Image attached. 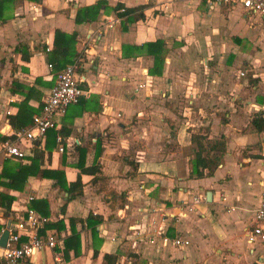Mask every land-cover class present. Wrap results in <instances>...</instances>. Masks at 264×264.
<instances>
[{
  "label": "crops",
  "instance_id": "1",
  "mask_svg": "<svg viewBox=\"0 0 264 264\" xmlns=\"http://www.w3.org/2000/svg\"><path fill=\"white\" fill-rule=\"evenodd\" d=\"M95 1L17 0L12 16L0 22V135L12 137L17 103L25 97L12 91L13 82L34 87L28 105L38 108L55 78L47 51L54 30H76L86 108L78 113L72 104L58 116V128L70 129L64 135L69 142L60 152L56 141L42 167L62 169L67 181L74 180L78 149H86L85 166L98 150L99 170L81 173L82 192L72 198L49 177L30 175L22 190L0 184V193L14 196L12 212L0 204L3 221L14 216L27 193L35 195L33 200L47 199L46 227L63 237L71 233L69 217L101 216L96 255L91 228L76 221V253L70 248L65 256L63 247L45 248L27 264H264V252L256 251L258 246L264 250V243L251 245L245 238L264 189V130L250 124L252 114L264 110L258 101L264 96V50L246 46L248 40L264 41V22L248 17L240 4L210 8L205 0H105L109 7L117 1L143 5L144 17L123 29L121 16L107 8L96 19L77 23L76 8ZM108 22L112 25H103ZM98 29L101 38L88 37ZM156 39L166 48L159 73L150 72L151 54L122 53V44ZM221 53L231 57L223 68L211 60ZM249 73L258 79L249 81ZM198 139L211 154L217 139L224 142L220 163L202 177L190 174ZM20 146L31 155L30 143ZM249 192L254 198L246 207ZM246 210L253 213L247 224ZM58 219L62 222L56 224ZM164 235L189 243L176 246ZM240 235L254 256L243 255ZM104 253L112 255L109 261Z\"/></svg>",
  "mask_w": 264,
  "mask_h": 264
},
{
  "label": "trees",
  "instance_id": "2",
  "mask_svg": "<svg viewBox=\"0 0 264 264\" xmlns=\"http://www.w3.org/2000/svg\"><path fill=\"white\" fill-rule=\"evenodd\" d=\"M17 0H0V22H4L7 18L12 16V11L14 4ZM39 1V0H33ZM121 7H124V10H120ZM113 8L118 16H121L122 28L126 29L128 22H133L139 18H143L144 14L142 11L143 5L138 6H127L121 1H117L112 7L106 3L105 0H96L94 3L82 5L76 8L74 19L77 23L92 21L97 18L101 9ZM76 36L77 31L73 30L72 32L63 31L60 28H55L54 38H53V47L47 50L48 60L51 63V67L54 70L62 68L67 63L72 62L80 52L76 49ZM18 48V47H17ZM165 43L161 39H156L154 41H146L141 44H122V53L124 56L132 55L135 52H146L151 54L154 58L153 67L150 69L151 73H159L162 67L163 53L165 52ZM21 56L23 59L27 60L29 58V52L26 50L25 44H22L19 47ZM249 81H255L258 78H254L251 73H249ZM14 87L12 91H18L25 94V97L22 101L18 102V110L15 116V121L13 125L17 128L26 125L31 120L32 114L42 105V101L39 104L38 108H33L28 105V98L30 96L29 92L34 89L33 86L21 83L18 81L13 82ZM86 99L83 95L80 97L79 101L75 105L78 113H81L85 108ZM258 101L264 104V96L258 98ZM70 107V105L68 106ZM250 124L252 128L256 131L264 130V110H258L254 112L250 119ZM70 129L61 125V127L55 129L50 128L47 130L45 138L42 142L43 147H40V141L32 143V153L25 155L22 159L10 161L6 159L1 170H0V184L5 185L17 190H22L25 186L28 176L36 175L40 177H49L53 178V185H58L61 189L68 192V198H72L77 194L82 192L83 182L81 179V173H92L95 174L99 170V165L97 161L98 150L96 151L94 160L90 165H84V155L86 152L85 148H79V158L77 166L79 171L74 180L67 181L65 177V172L62 169L52 168V167H42L45 163V160L49 159L51 149L56 144V134L61 133L63 135H68ZM8 137L3 134L0 135V139H5ZM41 144V145H42ZM196 147H194V155L191 160V171L190 174L195 177H202L205 175L211 174L217 165L221 161V156L224 151V142L221 139L210 146L211 150H215L212 154L210 150H206L203 147L202 141H196ZM14 196L6 193H0V204L5 206L6 209H10L12 200ZM30 206L38 209L43 214L48 215L49 213V204L47 199L38 198L33 200L30 203ZM61 209H64V206H61ZM69 223L71 227V233L63 237V248L62 253L67 256V252L70 248L78 250V239L79 233L75 229L74 224L76 221L81 223L85 222V225L91 228L92 234V246H93V255L97 254V247L95 241L98 239V230L96 225L101 221L100 215H93L89 213L85 219L80 217H69ZM61 220L55 221V223H60ZM48 226V224H46ZM60 228V226H58ZM62 227V226H61ZM101 240V239H98ZM112 257L110 254L104 253L103 258L105 261H109Z\"/></svg>",
  "mask_w": 264,
  "mask_h": 264
},
{
  "label": "built area",
  "instance_id": "3",
  "mask_svg": "<svg viewBox=\"0 0 264 264\" xmlns=\"http://www.w3.org/2000/svg\"><path fill=\"white\" fill-rule=\"evenodd\" d=\"M205 1L210 8L240 4L248 17H259L264 22V0ZM120 10H124V7H121ZM103 25L111 26L112 23L108 22ZM95 33L88 37L92 39L101 38L102 29L96 30ZM48 66L51 68V63H48ZM83 67V57L78 55L72 62L56 70L54 82L44 97L39 111L32 115L31 122L15 129L11 133L12 137L0 140V169L4 160L22 159L28 154L26 149L20 146L21 141H27L30 145L34 140L42 142L48 129L58 128V116L64 114L69 105L76 104L85 93L84 88L80 85L86 79L82 70ZM143 72L146 73V69ZM240 74H244V72L240 71ZM142 85L143 83L138 84L139 87ZM56 141L58 143L57 149L62 152L65 150V143L68 144L69 139L63 134L57 133ZM34 198L33 193L25 194L23 203L13 210L16 212L14 216L10 215L8 235L5 244L0 246V264H27L31 256L42 249L63 247V236L46 227L49 217L30 206V202ZM12 208L10 209L11 212ZM2 213L3 207L0 205V215ZM6 225L7 221L1 220L0 216V235ZM245 238L251 245L257 242L264 243V189L254 209L253 221L245 227ZM163 239L171 241L176 246L189 243V239L184 237L171 238L164 235ZM250 250L252 251L253 247Z\"/></svg>",
  "mask_w": 264,
  "mask_h": 264
},
{
  "label": "rangeland",
  "instance_id": "4",
  "mask_svg": "<svg viewBox=\"0 0 264 264\" xmlns=\"http://www.w3.org/2000/svg\"><path fill=\"white\" fill-rule=\"evenodd\" d=\"M252 26H254V25H252ZM260 30V29H259ZM260 32H261V30H260ZM245 46H246V44H245ZM246 48H248V49H251L252 51H257V50H264V41L263 42H257V43H254L253 41H251V40H248V44H247V46H246ZM250 50V51H251ZM242 57H243V55L242 54H240ZM230 56L227 54V53H221V54H217V55H215V57L213 58V59H211L212 60V62H215V63H217V65H219V67H221V68H223L224 67V65H228V63H229V60H230ZM240 68H243V65L241 64L240 65ZM244 69V68H243ZM236 72L238 71V70H235ZM234 71V72H235ZM234 72H232V73H234ZM239 72H237V74H238ZM234 76H236V74L234 75ZM5 161V160H4ZM204 196V195H203ZM60 198V197H59ZM253 198H254V196H253V193H251V192H249V193H245V198H244V204H245V206L246 207H251L252 206V201H253ZM245 214L247 215V222H246V224L247 223H249V217L253 214L252 213V211L251 210H246V212H245ZM237 232H239V233H242L243 231H242V229L240 230V231H237ZM237 238V240H239L241 243H244L243 245H244V247H243V249H244V254L243 255H249V256H254V254L255 253H253V251H250L249 249H250V247H249V244L248 243H246L245 242V239H244V237H242L241 235L240 236H238V237H236ZM262 251V252H264V250H263V247L262 246H258L257 247V250L256 251ZM260 251V252H261ZM262 257V256H261ZM260 259V258H259ZM262 259H260V261H261ZM259 261V262H260ZM263 261V260H262ZM253 262V261H252ZM253 264H254V262H253Z\"/></svg>",
  "mask_w": 264,
  "mask_h": 264
},
{
  "label": "water",
  "instance_id": "5",
  "mask_svg": "<svg viewBox=\"0 0 264 264\" xmlns=\"http://www.w3.org/2000/svg\"><path fill=\"white\" fill-rule=\"evenodd\" d=\"M36 143H38V140L36 141ZM212 197V191L211 190H207L206 191V199L207 200H211ZM8 226H9V221L7 222L6 227L3 229V231L1 232L0 235V246H3L5 244L7 235H8Z\"/></svg>",
  "mask_w": 264,
  "mask_h": 264
}]
</instances>
